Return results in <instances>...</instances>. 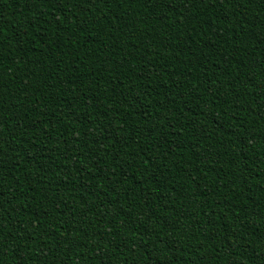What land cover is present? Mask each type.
<instances>
[{
    "label": "trees",
    "instance_id": "16d2710c",
    "mask_svg": "<svg viewBox=\"0 0 264 264\" xmlns=\"http://www.w3.org/2000/svg\"><path fill=\"white\" fill-rule=\"evenodd\" d=\"M0 264H264V0H0Z\"/></svg>",
    "mask_w": 264,
    "mask_h": 264
}]
</instances>
